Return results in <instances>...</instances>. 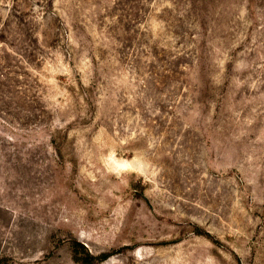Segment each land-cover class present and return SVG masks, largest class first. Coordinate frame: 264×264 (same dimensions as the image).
Returning a JSON list of instances; mask_svg holds the SVG:
<instances>
[{
  "label": "rangeland",
  "instance_id": "rangeland-1",
  "mask_svg": "<svg viewBox=\"0 0 264 264\" xmlns=\"http://www.w3.org/2000/svg\"><path fill=\"white\" fill-rule=\"evenodd\" d=\"M0 264H264V0H0Z\"/></svg>",
  "mask_w": 264,
  "mask_h": 264
},
{
  "label": "trees",
  "instance_id": "trees-1",
  "mask_svg": "<svg viewBox=\"0 0 264 264\" xmlns=\"http://www.w3.org/2000/svg\"><path fill=\"white\" fill-rule=\"evenodd\" d=\"M73 249H74V252H75V259H77V260H83L85 263H91L93 257H92L89 253H87V255H86L85 258H83V259H79V257H78V253H79L78 249H76L75 247H73ZM108 256H109V254H103V255L101 256V259L104 260V259H106Z\"/></svg>",
  "mask_w": 264,
  "mask_h": 264
}]
</instances>
